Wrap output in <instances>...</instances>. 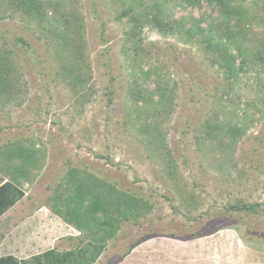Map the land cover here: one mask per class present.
Returning <instances> with one entry per match:
<instances>
[{"label":"rangeland","instance_id":"374dc122","mask_svg":"<svg viewBox=\"0 0 264 264\" xmlns=\"http://www.w3.org/2000/svg\"><path fill=\"white\" fill-rule=\"evenodd\" d=\"M62 1L67 12L73 6L81 16L78 34L85 45L84 58L75 59L62 50L66 58L57 57L58 44L38 22L0 0V46L14 51L18 69L16 98L0 97V148L22 144L38 150L41 159L32 180L24 182L25 198L0 220V237L34 208L49 204L61 175L78 166L100 178L99 188L105 184L110 192L115 185L152 206L137 224L125 222L105 245L103 264L123 255L145 235L187 240L219 228H232L244 236L256 251L249 259L264 264L262 66L251 55L248 69L232 84L211 64L197 37L189 42L179 33L164 36L147 25L132 40L131 16L114 19L123 9L119 0ZM162 1L167 21L184 20L186 28L199 24L205 30L220 23L218 8L206 0L195 6L182 0ZM235 2L250 16L243 25V46L256 52L264 40V0ZM43 3L47 6L48 0ZM20 37L28 40V51ZM64 64L72 66L73 77L66 76ZM147 70L156 73L146 78L142 71ZM77 75L85 83L78 82ZM135 77L143 99L134 94L139 89L134 88ZM159 86L164 92H158ZM161 97L163 105L158 102ZM254 116L258 120L252 122ZM217 118L221 124L241 126L243 134L223 142L214 135L208 138V125ZM4 180L9 177L2 166L0 182ZM244 203L258 205V212L233 208ZM26 240L30 242L29 235Z\"/></svg>","mask_w":264,"mask_h":264},{"label":"trees","instance_id":"16d2710c","mask_svg":"<svg viewBox=\"0 0 264 264\" xmlns=\"http://www.w3.org/2000/svg\"><path fill=\"white\" fill-rule=\"evenodd\" d=\"M7 1L26 18L36 20L39 27L41 26L45 31L44 33L58 44L57 50H54L57 57L63 60L66 58L60 51L62 50L65 53L68 52L69 56L75 59L84 58L83 48L85 45L81 42L82 38L78 34L83 27L82 20L73 6H70V11L67 12L62 0L56 4H53L54 1L48 0L47 6L43 3V0ZM182 1L192 6H195L198 2V0ZM206 2L211 6H216L221 17L220 23L213 27L211 25L209 30L201 28L199 24L196 28H186L184 20L167 21L162 0H155L150 4H147L144 0H129L127 3L119 0V5L123 6V9L114 19L122 20L129 17V15L131 16L133 24L129 35H131L132 40L138 34H142L147 25H151L164 36L179 33L189 42L197 37L198 41L208 50V59L211 64L223 71L225 79L232 84L237 83L239 77L248 69L251 55L254 56V62H258L264 69V40L261 41L260 48L256 52L247 50L243 46L245 41V36L242 34V31H244L243 25L250 22V16L246 13V9L236 4L235 0H206ZM50 7L55 8L50 9ZM63 8H65L64 13L61 11ZM66 14L69 17L65 19ZM78 40L79 43H77ZM139 40L143 41L141 38ZM19 41L26 47V51L31 48L28 40L24 37H20ZM129 50H132V48H128L127 54L130 53ZM13 53L9 49L0 46V97L6 95L9 101L16 98L18 87L15 76L18 70L17 61ZM71 63L73 65V62ZM71 65L68 64V67L65 64L63 65L67 77H73L74 75L70 68ZM154 71L147 70L146 72L142 71V73L148 78L152 73H156ZM76 80L85 83V79L80 75L76 76ZM76 80L73 81L76 82ZM137 81L138 79L135 77L134 83L136 86L134 88L138 87L139 89L134 94L143 99L145 94ZM158 92H164L161 86H159ZM149 99L152 100L153 98ZM163 100V97L158 100L159 105H163ZM248 106L251 105L248 104ZM257 112L259 113L258 116L263 114L258 107H256L255 113L257 114ZM257 120L254 116L252 122ZM220 121L217 118L214 122H210L206 132L208 138L209 136L212 138V135H214V138H219L223 142L226 137L234 140L243 134L244 131L241 126L221 124ZM201 140H203L202 137H198V141L201 142ZM204 140L206 141L207 138H204ZM38 154V150L22 144L11 143L0 148V168L3 166L9 177V180L0 182V217L25 197L23 185L24 182L32 180L31 174L39 167L41 159L37 157ZM42 158H45L44 153ZM169 167L168 172L171 175L173 174L171 160H169ZM98 179L100 180L98 176L81 167L70 166L66 175H61V181L53 190L48 205L54 214L78 230L82 238L92 242V250L88 247L79 251L69 250L63 253L50 250L35 256L31 260L22 261L9 255L1 257L0 264H95L104 254L105 245L117 237L125 222L137 224L140 218H144L151 213L152 206L144 197L117 188L115 185L110 187L112 192L105 191L109 187L104 184L103 188H99ZM257 207L258 205L249 203L233 206V208L244 209L249 213H257ZM220 229L222 228L203 234H192V237H186V239L208 236ZM242 238L246 240L244 236ZM145 239L147 237H143L132 244L124 253V256L128 255L137 244Z\"/></svg>","mask_w":264,"mask_h":264},{"label":"crops","instance_id":"0c3cea01","mask_svg":"<svg viewBox=\"0 0 264 264\" xmlns=\"http://www.w3.org/2000/svg\"><path fill=\"white\" fill-rule=\"evenodd\" d=\"M21 201L12 209L20 205ZM48 205L44 203L34 208L21 217L8 232L1 235L0 258L11 255L22 261L31 260L50 250L63 253L69 250L79 251L86 247L93 249L92 242L82 238L78 230L54 214ZM7 214L6 212L0 217V220ZM28 235L29 243L26 242ZM143 237L147 239L137 244L128 255L117 256L109 264L112 262H116L115 264H257L258 262L249 259V256L256 253L255 248L249 246V243L232 228H222L211 235L190 240H180L160 233ZM106 253L107 250L95 264H103ZM242 255H247L248 259H242Z\"/></svg>","mask_w":264,"mask_h":264}]
</instances>
